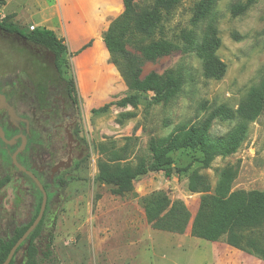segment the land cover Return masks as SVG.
<instances>
[{"label":"rangeland","instance_id":"rangeland-1","mask_svg":"<svg viewBox=\"0 0 264 264\" xmlns=\"http://www.w3.org/2000/svg\"><path fill=\"white\" fill-rule=\"evenodd\" d=\"M199 1L179 0L164 17L162 36L177 45L173 52L154 61L141 58V77L151 71L159 75L172 71L180 78L179 88L157 102L152 93H142L135 107L111 104L131 91L102 40L110 22L124 10L121 0L103 4L4 0L0 4V21L6 17L24 32L31 26L44 27L63 40L67 49L59 58L60 68L64 77L74 80L77 92L78 125L86 148L81 162L55 191L51 213L36 240L42 251L47 235H52L47 264H264L258 255L235 248L223 238L208 241L190 234L202 196L217 197L226 188L264 192V0H256L237 16L231 15L230 6L238 0H215L208 14L196 20ZM134 2L143 10L153 0ZM80 11L88 19L80 20ZM82 26L88 35L71 51L68 41ZM213 33L219 39L215 56L226 65L220 79L207 77L203 69V50ZM185 34L190 35V44ZM132 43L127 49L140 57ZM44 57L48 60L52 55L0 34V83L18 80L21 73L33 82L45 81ZM252 91L261 92V106L251 121L243 122L236 110ZM108 104L105 112L92 113ZM221 105L232 115L214 118L207 136L210 140L227 138L244 124L234 152L216 154L204 166L199 147L178 149L167 153L174 170L170 176L163 171L139 174L153 160L152 141L163 148L171 136L201 125ZM2 149L5 153L9 149L0 146V178L10 176L0 190V236H6L28 220L38 193L10 165L11 152L4 154ZM109 159L114 166L131 168L130 191L97 180L99 161ZM159 191L182 201L188 210L190 220L182 233L154 229L146 220L145 204ZM260 241L264 246V229Z\"/></svg>","mask_w":264,"mask_h":264},{"label":"trees","instance_id":"trees-1","mask_svg":"<svg viewBox=\"0 0 264 264\" xmlns=\"http://www.w3.org/2000/svg\"><path fill=\"white\" fill-rule=\"evenodd\" d=\"M123 12L113 19L108 28L102 34V40L107 49L111 62L120 70L131 93L116 101L117 107L137 105L142 93H152V100L159 101L164 96H172L180 86V78L172 71L159 75L153 71L141 77L142 60L154 61L159 57L173 52L177 45L165 39L162 35V21L175 7L179 0H153L149 8L138 9L134 0H121ZM215 0H200L197 4L194 18H204ZM256 0H238L230 6L232 16L243 13ZM4 4V0H0ZM0 31L14 34L26 41L42 46L52 52L54 61L59 68V73L64 78L67 89L77 105V92L74 80L66 78L62 74L59 58L67 47L63 40L47 28H34L24 32L5 19L0 21ZM159 34L156 37V34ZM161 35V36H160ZM188 44L191 43L190 35H183ZM133 38V39H132ZM133 40L134 48L138 49L141 56L135 55L127 49V44ZM88 46V43L85 45ZM219 46V39L213 33L204 47L203 69L207 77L220 79L225 73L226 65L215 56ZM262 102L261 92L252 91L237 108L236 113L243 122L251 121L258 113ZM105 105L98 109H92V113H102L111 105ZM232 112L221 105L215 108L208 118L199 126H191L186 130L171 136L164 147L159 149L151 142L153 160L139 174L149 171H163L170 176L174 170L169 166L167 153L186 148H197L203 152L202 162L208 166L216 154H230L237 148L243 134L245 125L233 131L227 138L210 140L207 136L208 129L214 118H229ZM108 161H99L97 168V180L104 184L117 187L123 192L130 191L134 174L127 165H112ZM81 162V159L75 166ZM10 176L0 179V190L9 182ZM28 182L33 183L29 178ZM61 187V185H58ZM45 189L48 187L45 185ZM196 190V187H192ZM37 200L33 203L29 220L23 224H17L6 236H0V264L6 259L11 247L23 235L29 225L36 218L42 194L39 190ZM51 195L47 197L44 214L28 237L16 249L9 264H16L22 259L21 264H47L51 259L52 235H47L45 249L40 251L36 240L44 231L45 221L51 211ZM146 220L154 229L175 233H182L190 220V214L184 203L180 200H171L163 191L155 192L145 204ZM264 229V192L258 190L225 189L219 196H202L197 211L190 223V234L196 238L217 241L221 238L235 248L248 250L264 260V246L260 239Z\"/></svg>","mask_w":264,"mask_h":264},{"label":"flooded vegetation","instance_id":"flooded-vegetation-1","mask_svg":"<svg viewBox=\"0 0 264 264\" xmlns=\"http://www.w3.org/2000/svg\"><path fill=\"white\" fill-rule=\"evenodd\" d=\"M0 34L37 46L52 55L48 60L44 57L45 81L33 82L26 73H21L18 80L0 83V94L7 102L5 108H0V128L4 137H0V146L9 149L10 165L26 181L29 178L33 182L29 184L35 191L39 190L38 185L27 172L32 173L43 188L45 185L48 187L44 190L47 197L51 195L53 203L58 185H61L65 175L74 169L86 148L82 144L78 125L77 105L59 73L51 51L14 34L2 31ZM16 103H21L24 109L19 110ZM9 107L13 108L15 115L11 119L8 114ZM12 140L13 142L9 143ZM3 153L6 154L4 151ZM14 153L16 162L24 170H19L13 164Z\"/></svg>","mask_w":264,"mask_h":264},{"label":"water","instance_id":"water-1","mask_svg":"<svg viewBox=\"0 0 264 264\" xmlns=\"http://www.w3.org/2000/svg\"><path fill=\"white\" fill-rule=\"evenodd\" d=\"M7 105V102L5 101V98L2 94H0V108H5ZM8 114H9V117L10 119L12 117H14V111H13V108L12 107H9L8 108ZM0 137L1 138H4L3 137V132H2V129L0 128ZM13 142L12 141H9V143ZM16 153H14L12 155V162L14 165L17 166V168L19 170H24V168L18 164L16 162ZM36 182V184L38 185V188L39 190L41 191L42 193V199H41V205H40V209H39V212L36 216V218L33 220V222L29 225V227L26 229V231L23 233V235L14 243V245L11 247L6 259L3 261V263L1 264H9L10 261L12 260L13 256H14V253L16 251V249L20 246V244L28 237V235L34 230V228L37 226V224L39 223V221L41 220L43 214H44V210H45V207H46V203H47V195H46V192L43 188V186L39 183V181L33 176L32 173L30 172H27ZM22 263V259H19L16 261V264H21Z\"/></svg>","mask_w":264,"mask_h":264},{"label":"crops","instance_id":"crops-1","mask_svg":"<svg viewBox=\"0 0 264 264\" xmlns=\"http://www.w3.org/2000/svg\"><path fill=\"white\" fill-rule=\"evenodd\" d=\"M113 0H51V3H71V4H85V3H109ZM78 18L82 21L88 19L87 13L85 11L79 12ZM42 21L46 19L45 15L42 16ZM88 35V30L85 26H82L81 31L78 34L72 35L71 39L68 41V46L71 51H76L77 47L86 39Z\"/></svg>","mask_w":264,"mask_h":264},{"label":"built area","instance_id":"built-area-1","mask_svg":"<svg viewBox=\"0 0 264 264\" xmlns=\"http://www.w3.org/2000/svg\"><path fill=\"white\" fill-rule=\"evenodd\" d=\"M29 30H34V26H31Z\"/></svg>","mask_w":264,"mask_h":264}]
</instances>
